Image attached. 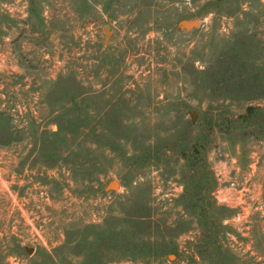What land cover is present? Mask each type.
Returning a JSON list of instances; mask_svg holds the SVG:
<instances>
[{"label":"rangeland","instance_id":"374dc122","mask_svg":"<svg viewBox=\"0 0 264 264\" xmlns=\"http://www.w3.org/2000/svg\"><path fill=\"white\" fill-rule=\"evenodd\" d=\"M0 264H264V0H0Z\"/></svg>","mask_w":264,"mask_h":264},{"label":"water","instance_id":"95a60500","mask_svg":"<svg viewBox=\"0 0 264 264\" xmlns=\"http://www.w3.org/2000/svg\"><path fill=\"white\" fill-rule=\"evenodd\" d=\"M197 25H198V22L196 20H187V19H182L178 23V27L180 29H186V30L192 29V28L196 27ZM192 117H193V115H192ZM114 182H112V183H114Z\"/></svg>","mask_w":264,"mask_h":264}]
</instances>
